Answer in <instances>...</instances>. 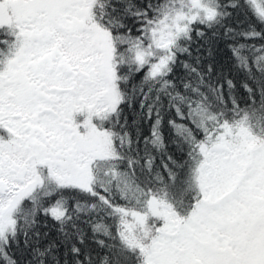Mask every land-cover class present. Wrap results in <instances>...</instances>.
Masks as SVG:
<instances>
[{"label":"snow or ice","instance_id":"6c2138e0","mask_svg":"<svg viewBox=\"0 0 264 264\" xmlns=\"http://www.w3.org/2000/svg\"><path fill=\"white\" fill-rule=\"evenodd\" d=\"M0 264H264V0H0Z\"/></svg>","mask_w":264,"mask_h":264}]
</instances>
